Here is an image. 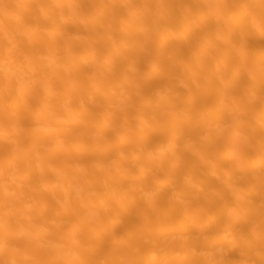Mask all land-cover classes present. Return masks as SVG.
I'll return each mask as SVG.
<instances>
[{
    "label": "bare ground",
    "instance_id": "bare-ground-1",
    "mask_svg": "<svg viewBox=\"0 0 264 264\" xmlns=\"http://www.w3.org/2000/svg\"><path fill=\"white\" fill-rule=\"evenodd\" d=\"M0 264H264V0H0Z\"/></svg>",
    "mask_w": 264,
    "mask_h": 264
}]
</instances>
